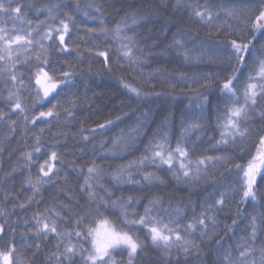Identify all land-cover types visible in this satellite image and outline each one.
Wrapping results in <instances>:
<instances>
[{"label":"trees","instance_id":"trees-1","mask_svg":"<svg viewBox=\"0 0 264 264\" xmlns=\"http://www.w3.org/2000/svg\"><path fill=\"white\" fill-rule=\"evenodd\" d=\"M261 2L181 0L177 5V0H79L81 10L78 11L76 0H12L11 7L21 5V19L0 14V27L13 35L15 30H33L37 25L41 34L51 29L52 38L42 41L47 51L39 50L41 59L48 61L45 70L57 78H61L60 72L68 71L72 78L67 85H61L57 93L42 101L36 100L34 73L38 46L35 43L28 53L21 51L19 63L12 69L17 75L16 81L6 72L0 73V207L9 213L7 217L0 216V224L5 226L0 250H6L11 243L19 249L21 242H25L20 233L33 228V217L41 213L57 220L58 231H71L76 216L88 208L87 192L81 190L85 178L89 177L87 169L98 166L99 174L93 173L89 183L99 195L108 199L107 191L112 199L122 197L126 200L131 196L138 201L134 207L139 214L144 213L150 200L159 198L160 202L152 206V214L167 221L168 216L175 217L179 209L181 235H185L183 227L194 223V216L215 204L224 193L225 208L217 214L218 235L211 243L201 244L199 256H189L185 261L180 255L179 264H221L219 256L229 246L235 257L238 238L246 234L250 215L264 211V198L258 204H240V214L236 215L239 195L229 198L238 179L234 164L246 163L255 154L258 137L264 135V121L256 115L247 122L245 126L250 129L251 136L245 141L238 140L236 145L217 143L221 139L220 125L226 107H231L220 87L233 71L227 62L229 42L232 39L240 42L251 35L247 27L227 16L222 9H240L245 5L258 7ZM89 4L94 7L89 8ZM189 4L201 6L200 10L209 7L213 12L212 24L200 23L193 9L187 6ZM53 5H59V10ZM96 7L101 9L102 15L96 12ZM40 8H52L55 19L47 12L38 11ZM217 11H220L218 17ZM65 12L74 16V22H70V31L65 36L68 51H61L63 46L55 30L60 27V21L66 19ZM133 14L138 21L136 24H133ZM141 16L147 19H139ZM101 19L109 30L107 36L99 31H88L89 28L99 29ZM117 23H126L124 34L135 38L133 52L139 57L136 63H129L122 57L120 42L111 33ZM229 24L233 26L231 31L227 27ZM33 36L36 37L35 31ZM174 39L183 41V47L174 45ZM185 50H190L188 58ZM104 51L108 52L107 67L104 58L98 55ZM4 65L5 61H0V67ZM247 74L248 69H245L235 85L238 90H242ZM205 82L207 87L203 86ZM125 83L139 88L142 94L137 97L124 87ZM18 89L30 119L41 111H48L53 104L56 105L52 109L54 115L41 118L35 124L26 122L19 111L14 110V100L8 98L10 92ZM258 108L264 110V100L259 102ZM164 137L172 149L179 142L187 150L188 159L194 162L188 177L177 173L180 175L177 179L167 165L158 166V158L156 164L150 160L138 163L142 156L151 157L147 149L162 142ZM36 148L39 151H35ZM241 148L245 149L243 156ZM53 151L59 157L53 162L59 172L54 170L50 174L52 181L40 185V191L34 193L26 178L31 176L35 181L40 175V164ZM27 153L32 155L30 162ZM207 157H230L231 160H208ZM199 159H205V164L200 165L199 179H194L195 161ZM121 166L125 168L122 180L131 173L132 179L140 183L113 180L112 175ZM175 167L178 168V164ZM148 172L161 177L164 183L143 181L142 176ZM259 193L264 196V186ZM21 204L25 206L22 208ZM51 210L59 212L60 217ZM233 219L237 220L235 234L224 227L225 224L231 226ZM10 228L16 229L15 236ZM138 235L145 249L134 264H169L168 258L151 245L146 230L141 229ZM193 236L199 240L198 232ZM26 242L33 246L27 250V258L34 264H47L45 257L55 251L57 239L55 234L39 240L29 234ZM37 243L40 244L38 252ZM33 252H36L34 257ZM122 258L127 260L126 253ZM171 264H176L175 251Z\"/></svg>","mask_w":264,"mask_h":264},{"label":"snow or ice","instance_id":"snow-or-ice-1","mask_svg":"<svg viewBox=\"0 0 264 264\" xmlns=\"http://www.w3.org/2000/svg\"><path fill=\"white\" fill-rule=\"evenodd\" d=\"M11 3L12 0H7V4L5 0H0V14H8L14 20L21 19V5L17 4L13 8ZM180 3L181 0H177V5ZM187 6L193 9L194 15L200 23L205 25L212 24L213 12L209 7L204 6L203 10H200L201 6L195 4ZM53 7L59 10V5H53ZM88 7L92 8L94 5L89 4ZM76 9L78 11L81 10L79 0H76ZM95 10L102 15L99 7H96ZM222 10L227 16L238 19L240 25L247 27L251 34L249 39L241 40L240 42L232 39L229 42L230 51L227 55V62L233 71L227 75L220 86L221 92L226 94L231 107H226L223 123L220 125L222 128L221 139L217 143L228 145L231 142L232 145H236L238 140L245 141L250 138V129L245 126L249 120L258 115L264 121V110L258 108L259 102L264 100V0L258 7L245 5L240 9L224 8ZM38 11L47 12L52 19H55L52 15V8H40ZM84 14L86 16L89 15L88 12ZM64 15L66 19L60 21V27L55 31L58 33L59 44L63 46L61 51H68L65 36L70 31L69 24L74 22V16L68 12H65ZM215 15L218 17L220 11H217ZM253 16L254 18H252ZM139 19L144 20L147 17L141 16ZM137 22V18L133 14V24ZM29 23L31 22L29 21ZM40 23H43V21ZM100 24L101 27L99 29L89 28L88 31H99L107 36L109 30L103 26L104 22L102 19ZM127 27L126 23H117L111 33L120 42L123 59L129 63H136L139 57H136L133 52V48L136 47L135 38L124 34V29H127ZM227 27L230 31L233 29L230 24ZM38 29L39 25H37V29L28 31L21 28L15 30L16 34L13 35L4 27H0V61H5V65L0 67V73L6 72L12 81H16L17 75L12 69L19 63L21 51L28 53L35 43L38 46V53L35 57L38 63L34 73L35 98L42 101L53 93H57L61 85H67L72 78V73L63 71L59 73L61 78H57L45 70L44 65H47L48 61L47 59H41L39 50L47 51L42 41L52 38L51 29L43 34ZM33 31L36 32L38 39L33 36ZM257 43L259 44L258 48ZM173 44L183 47V41L178 39H174ZM13 45H16V47L14 48ZM189 51L185 50L186 58L189 56ZM98 55L104 58V64L107 67L109 63L108 52H99ZM14 57L16 59H13ZM245 69H248V74L245 76L242 90H238L235 85L240 82V77L244 74ZM20 84L23 85L22 80ZM203 86L207 87V82ZM124 87L137 97L142 94L140 89L132 84L125 83ZM18 93L19 89L15 93L10 92L8 98L9 100H14V110H18L26 122L35 124L41 118H48L54 115L52 109L56 107L55 104L48 111H41L37 116L30 119L26 114L28 108L22 104ZM204 99L206 101L207 97ZM68 114L71 115V112ZM56 116L58 118V113ZM12 123L15 124V121ZM100 127L103 128L104 125H100ZM193 127H199V125H193ZM42 131L43 129H41ZM37 141H39V137ZM147 150L151 151V157L142 156L138 163L143 164L145 161L150 160L151 163L156 164L158 158V166L167 165L168 170L172 171L177 179L180 178V175L188 177L189 173L193 171L190 166L194 162L188 159L187 150L182 148L179 142H177L176 148L172 149L167 137H164L162 142L150 145ZM35 151H39V148H36ZM240 153L243 156L245 149L241 148ZM25 155L30 162L32 160L31 153ZM206 159H215L217 161L231 160L230 157H207ZM58 160L57 153L55 151L51 152L49 158L40 164V175L35 177V181H33L31 176L26 178V183L32 186L34 193L40 191V185L52 181L53 177L50 174L54 170L57 173L59 172V169L53 163ZM176 164H178V168L175 167ZM204 164L205 159L195 161L194 179H199L200 165ZM128 167L131 168L132 165L130 164ZM234 167L237 170L238 179L236 186L232 189V196L229 198L234 199L239 195L236 209V215H239L240 204L248 202L258 204L260 199L264 198L259 193L260 187L264 186V135L258 137L255 145V154L247 159L246 163L237 162ZM87 171L89 177L85 178L81 190L87 192L88 208L82 215L76 216L72 230L58 231L57 220L52 219L50 216L46 217L43 213L38 214L33 217L35 226L28 229L27 232L20 233L25 238V242H21L19 249L15 243H11L6 250H0V264H34V261L29 260L26 256L27 250L33 247L26 242L29 234L37 240L41 238L47 239L51 234H55L57 239L55 251L50 252L45 257L47 264H134L135 259L145 249V243L138 235L141 229L146 230V235L150 238L151 245L165 258H168L169 264H171V257L175 251L176 264H179L180 255H183L185 261H187L189 256H199L201 244L204 242L211 243L218 235L219 221L217 214L224 211V193H221V198L216 200L215 204L208 205L199 216H194V223H189L186 227H183L185 235H181L182 226L179 223V209H177L175 217L169 215L167 221H165L163 218L152 214V206L160 202L159 198H154L149 201L144 213L139 214L134 207V204L138 203V201H134L133 197L129 196L126 200L122 197L112 199L111 193L106 191V195L109 198L105 199V196L99 195L93 189L89 179L93 173L99 174L98 166L89 167ZM124 171L125 168L121 166L120 170L112 175V179L118 183H140V181L132 179L131 173L126 179L122 180ZM177 173H180V175ZM45 177L48 179H44ZM142 179L147 183L157 180L160 183H164L161 177L151 172L145 173ZM29 202H31V198H29ZM24 206L23 204L20 205L22 208ZM63 207H67V205ZM51 211L56 217H60L59 212ZM8 215L9 213L3 207H0V216L7 217ZM236 224L237 220L233 219L231 226L225 224L224 227L228 228L229 231H233ZM10 230L15 236L16 229L10 228ZM4 231L5 226L0 224V238H2ZM197 232L199 240L193 236ZM233 234H235L234 231ZM73 238H75V242H73ZM216 242L219 245L220 241L217 240ZM62 245L63 250L61 251ZM35 249L36 252L40 250L39 243L35 245ZM36 252L32 253L33 257ZM235 252L237 255L233 257L232 246L225 249L219 256L221 264H264V211L250 215L249 222L246 225V234L238 238ZM125 253L127 255L126 261L122 258ZM118 257L121 258L118 259Z\"/></svg>","mask_w":264,"mask_h":264}]
</instances>
